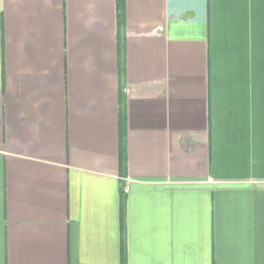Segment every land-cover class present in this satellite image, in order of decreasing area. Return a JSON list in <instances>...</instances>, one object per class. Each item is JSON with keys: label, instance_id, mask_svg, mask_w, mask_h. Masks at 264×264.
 <instances>
[{"label": "crops", "instance_id": "obj_1", "mask_svg": "<svg viewBox=\"0 0 264 264\" xmlns=\"http://www.w3.org/2000/svg\"><path fill=\"white\" fill-rule=\"evenodd\" d=\"M0 264H264V0H0Z\"/></svg>", "mask_w": 264, "mask_h": 264}, {"label": "trees", "instance_id": "obj_2", "mask_svg": "<svg viewBox=\"0 0 264 264\" xmlns=\"http://www.w3.org/2000/svg\"><path fill=\"white\" fill-rule=\"evenodd\" d=\"M117 9H118V22L119 27L122 28L125 24V12H126V0H117ZM121 125L123 136L125 133L124 126L126 123L125 112L121 113ZM125 147L121 148V162L123 164L124 169H126V155H125Z\"/></svg>", "mask_w": 264, "mask_h": 264}]
</instances>
